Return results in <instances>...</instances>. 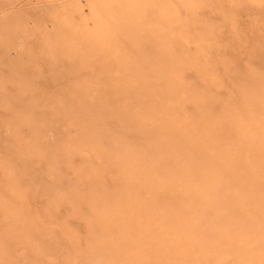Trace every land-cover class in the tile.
<instances>
[{
	"label": "rangeland",
	"instance_id": "374dc122",
	"mask_svg": "<svg viewBox=\"0 0 264 264\" xmlns=\"http://www.w3.org/2000/svg\"><path fill=\"white\" fill-rule=\"evenodd\" d=\"M31 1L0 0V18L17 22L35 37L46 31L59 33L75 63H67L54 51L45 64L33 60L28 47L10 50L0 39V220L4 215L0 221V264H68L69 253L78 251L95 259V264H148L146 246L140 243L128 258L104 255L108 245L140 223L143 213L168 215L184 224L200 218L217 226L226 225L229 215L228 219L240 220L242 227L223 226L228 235L218 228H205L203 245L189 235L191 258L208 264L221 251L227 258L223 250L229 247L224 243L231 239L253 264H264V0L260 4L249 1L250 5L245 0H237V4L236 0H227L228 4L226 0H177L181 5L168 18L156 9L126 14L115 3L100 2L94 6V20L82 31L81 40L69 39L62 30L66 19L62 5L40 0V5L33 6ZM156 1L148 0V4L153 6ZM147 10L155 17L151 26ZM43 21L54 28H47ZM210 37L216 45L206 47ZM33 42L26 41L28 45ZM242 73L258 74V81L249 85L250 92L233 93V79L237 75L242 78ZM192 86L210 88L218 99L203 105L194 97L197 88ZM183 114L190 116L187 122L182 120ZM32 120L41 121L48 129L43 148H32L37 167L51 171L53 166L61 174L68 171V160L57 159L55 148L69 146L84 134L93 136L102 126L111 133L125 130L130 137L143 129L149 141L130 138L139 145L123 155L119 144L106 138L101 140L104 150H90L89 154L73 150V164L91 170L88 178L69 173V179L79 187L77 198L70 195L68 186L54 191L39 189L36 181L24 174L22 153L12 151L9 145L17 137L23 150L28 148ZM150 143L159 147L161 157L152 162L142 153L140 179L131 172L132 157L135 152H147ZM52 171L53 175L55 169ZM223 188L226 191L220 193ZM213 193L229 200L232 212L227 216L212 211ZM7 206L22 209L19 220L6 213ZM218 221L222 223H215ZM8 224L30 234L34 242L8 236ZM51 229L53 234H49ZM41 240L57 249L46 253ZM171 254L167 250L166 264H179ZM75 263L82 264L81 258Z\"/></svg>",
	"mask_w": 264,
	"mask_h": 264
},
{
	"label": "bare ground",
	"instance_id": "6f19581e",
	"mask_svg": "<svg viewBox=\"0 0 264 264\" xmlns=\"http://www.w3.org/2000/svg\"><path fill=\"white\" fill-rule=\"evenodd\" d=\"M47 1V0H45ZM48 1H52L56 7H59L60 5L63 6V15L66 17V19L64 20V25L62 27V30L65 31L66 35L72 39H83L84 38V34L82 31H86V26L89 24L90 21L94 20V6L98 5V3L102 2L105 3L107 5L113 4L115 3L116 6H118L119 8L123 9L126 14L127 13H132L134 15H138V13L140 12V9L142 8H146V9H156L160 12H163L166 14L165 18L170 17L173 13H175L176 8H178L179 5H181V3L177 0H157L154 4L155 5H150L148 4V0H48ZM231 0V3H233ZM249 3H256V4H260L262 2V0H245V2ZM32 5L33 6H38L41 4L40 0H32ZM227 4L229 1H227ZM237 2L234 1V4ZM242 3L244 1H241ZM249 3V5H250ZM264 3V2H263ZM233 4V5H234ZM237 4V3H236ZM241 4V3H238ZM244 4V3H243ZM149 5V6H148ZM230 5V3H229ZM43 6V5H42ZM235 6V5H234ZM239 6V5H238ZM256 6V5H254ZM242 7V5H241ZM259 7V6H258ZM235 8V7H234ZM237 8V7H236ZM235 8V10H236ZM263 8V7H262ZM28 10V9H27ZM263 13V11H262ZM146 16H147V21H148V25L151 26L153 25V23L155 22V17H150L151 13L150 11H146ZM24 15V14H23ZM30 15V14H29ZM32 17V16H31ZM25 18V17H24ZM28 19V18H27ZM25 20V19H24ZM29 20V19H28ZM32 20V19H31ZM40 20V19H39ZM38 20V21H39ZM213 20V19H212ZM27 21V20H26ZM210 21V20H209ZM42 22V21H41ZM45 22V21H43ZM208 23V22H207ZM210 23V22H209ZM212 23V22H211ZM28 24V23H27ZM25 24V25H27ZM43 24V23H42ZM47 28H51L53 29L54 26L49 24H46ZM43 26V25H42ZM27 27V26H25ZM38 27V26H37ZM229 27V26H228ZM201 29V28H200ZM55 31V29H54ZM59 33H55V32H49L46 31L44 33L41 34L40 37H35L33 36L32 31H29L28 29L25 30L22 28V26H20L17 22L15 21H10V19L7 18H0V39L1 41L8 45L10 50H15V49H19V48H29L30 51L32 52L31 54L34 56H30L33 58V60L36 59H41L44 60V63L46 64L47 61L51 60L52 54L54 53V51H57L60 58L61 59H65L67 61V63L73 65V63H75L74 58L69 54V47L68 45H62V43L60 42V35H58ZM209 35V34H208ZM211 36V35H210ZM217 36V35H216ZM221 36V35H220ZM208 37V36H207ZM206 37V39H207ZM218 37V36H217ZM263 37V36H262ZM209 38V37H208ZM223 38V36H222ZM33 39L34 42L30 45H28L26 43V41ZM227 40V39H226ZM258 40V39H257ZM257 40H255L257 42ZM264 40V39H263ZM220 41V40H219ZM222 42V41H220ZM198 45V44H197ZM204 45L206 47H211V45H216L215 44V40L212 39V37H210V39L208 41H206L204 43ZM216 48V47H214ZM218 48V47H217ZM224 48V47H223ZM191 49V48H189ZM206 49V48H205ZM28 50V49H27ZM195 50V49H194ZM17 51V50H16ZM22 51H24L22 49ZM196 51V50H195ZM223 51V50H222ZM27 52V51H26ZM208 52V50H207ZM17 54V53H16ZM212 54V53H211ZM18 55V54H17ZM21 55V54H20ZM24 55V53H23ZM209 56V53L207 54ZM213 55V54H212ZM27 56V55H26ZM199 56V55H198ZM202 56V55H201ZM57 57V56H56ZM206 57V56H205ZM222 57V56H220ZM227 57V56H226ZM24 59V58H23ZM27 60V59H26ZM206 60V59H205ZM203 60V61H205ZM217 60V59H216ZM25 61V59H24ZM30 61V60H29ZM38 61V60H37ZM230 62V61H229ZM31 63V62H30ZM29 63V64H30ZM43 63V62H42ZM43 63V64H44ZM206 63V62H205ZM44 64V65H45ZM51 64H53L51 62ZM207 64V63H206ZM38 65V64H36ZM43 65V66H44ZM218 65V64H217ZM228 65V64H227ZM33 66V65H32ZM222 65H220L221 68ZM229 67V65H228ZM213 69V68H212ZM223 69V68H222ZM225 69V68H224ZM214 70V69H213ZM228 70V69H227ZM226 70V71H227ZM230 70V69H229ZM224 72V70H223ZM254 72V71H252ZM222 73V71L220 72ZM228 74V72H225ZM52 74V72H51ZM219 74V73H218ZM244 74V73H242ZM48 76V74H47ZM200 76V75H199ZM226 76V75H225ZM258 74L255 73H250L247 75H242V78L239 77L238 75L235 77V79H233V83H232V91L233 93L239 92H250V88L249 85H252L256 80L258 81ZM177 78V77H175ZM224 78V77H223ZM227 78V77H226ZM264 79V77H263ZM20 82V81H19ZM18 83V82H16ZM220 83V82H219ZM26 84V83H25ZM257 86V85H256ZM191 88H197L195 86H192ZM201 88V87H200ZM252 92V91H251ZM238 94V93H237ZM252 94V93H251ZM254 94V93H253ZM263 94H264V83H263ZM13 95V94H12ZM193 95L194 97L198 100V102H200L203 105H207V104H211L214 100L218 99V94L211 90L210 88H202L201 90L195 89L193 91ZM236 95V94H234ZM240 96V94H238ZM20 96V95H19ZM35 95H33L34 97ZM22 97V96H21ZM24 98V97H23ZM237 98V97H236ZM32 99V98H31ZM193 99V97H192ZM238 99V98H237ZM15 100V99H14ZM28 100V99H27ZM256 100V99H255ZM19 101H23V100H19ZM127 101V100H126ZM17 102V101H16ZM37 101H35L36 103ZM103 102V101H102ZM257 102V101H256ZM21 103V102H20ZM19 103V104H20ZM38 103V102H37ZM261 103V102H260ZM18 104V103H17ZM23 104V103H21ZM40 104V102H39ZM262 104V103H261ZM42 105V104H41ZM45 105V103H44ZM260 105V104H259ZM40 106V105H39ZM43 106V105H42ZM46 106V105H45ZM167 106V105H166ZM175 106V105H174ZM262 106V105H261ZM21 107V106H20ZM255 107V106H254ZM181 108V107H180ZM106 109V108H105ZM138 109V108H137ZM262 109V108H261ZM17 111V110H16ZM15 111V112H16ZM256 111V110H255ZM19 112V111H18ZM178 112V111H177ZM20 113V112H19ZM255 113V112H254ZM262 113V112H261ZM247 114V113H246ZM126 115V114H125ZM124 115V116H125ZM184 115V114H183ZM254 115V114H253ZM173 116V115H172ZM182 116V115H181ZM262 116V115H261ZM248 117V116H247ZM160 118V117H159ZM178 118V117H176ZM262 118V117H261ZM21 119V118H20ZM58 119V118H57ZM56 119V121H57ZM145 119V118H144ZM157 119V118H155ZM190 119V116L185 114L182 118V120L184 122H187ZM251 119V118H249ZM159 120V119H158ZM166 120V119H165ZM169 120V119H168ZM192 120V119H191ZM160 121V120H159ZM158 121V123H159ZM263 121V120H262ZM261 121V122H262ZM16 122V119H15ZM55 122V121H54ZM150 122V121H148ZM157 122V120H156ZM175 122V121H174ZM254 122V121H253ZM258 122V121H257ZM260 122V121H259ZM264 122V121H263ZM48 123V122H45ZM61 123V122H60ZM64 123V122H63ZM69 123V122H68ZM171 123V122H170ZM255 123V122H254ZM57 124V122H56ZM59 124V123H58ZM96 124V123H95ZM175 124V123H174ZM264 124V123H262ZM47 125V124H46ZM60 125V124H59ZM103 125V124H102ZM126 125V124H125ZM193 125V124H192ZM257 125V124H256ZM261 125V124H260ZM13 126V125H12ZM30 126V144H28V148L24 149L21 147L19 140L16 137V139L14 138L13 141L10 142L9 148L16 152L18 154V152L22 153L20 155L23 156L22 159V168L24 170V174H28L30 177H32L36 183L40 186L37 187V189H45V188H50L49 190H58L61 187L64 186H68V188H70L71 194L74 197H79V187L77 184L73 183L72 180L69 179V173L73 172V173H78L80 175V177H86L88 178L89 176H91L88 172L91 171L90 169L87 170L86 169H80L77 165L73 164V161L71 159L70 153L73 150H76L78 152H82L87 153L88 151L92 150V151H96V150H104V148L102 147L101 144V140L103 138H106L108 141L113 142L114 144L117 143L120 146L119 149V154L123 155L124 153H129L135 146H138L139 142H148L149 141V136L147 135V132H145L143 129H138L133 136L130 137V135L127 134V131H122L121 133H111L108 132L107 130H105L103 128V126L101 127V129H98L96 131V134L93 136H86L84 134V136L80 137L78 140L68 144L69 146L66 145H60L57 148H55L56 150V158H66L68 160V171H66V173L61 174L59 170H57V168H54L53 166L49 168V170L52 171V169H55V173L52 175L50 172L48 171V169L44 170L42 168H38L37 167V163L35 162V159L33 157L34 155V151L32 150V148L37 149V148H43L42 147V140L47 136L48 134V129L47 127L41 122V121H36V120H32L29 123ZM156 126V125H155ZM255 126V125H254ZM51 127V126H50ZM60 127V126H59ZM154 127V126H153ZM177 127V126H176ZM259 127V126H258ZM263 127V125H262ZM261 127V128H262ZM58 128V127H57ZM123 128V127H122ZM128 128V127H127ZM152 128V127H151ZM264 128V127H263ZM258 129V128H257ZM56 130V129H55ZM58 131V130H57ZM121 131V130H120ZM262 131V130H261ZM263 132V131H262ZM161 134V133H160ZM65 135V134H64ZM262 135V134H261ZM59 137V136H58ZM68 138V137H67ZM133 139L136 141H132L130 142L129 140ZM25 139V138H24ZM70 139V138H68ZM67 139V140H68ZM29 140V139H28ZM72 140V139H71ZM70 140V141H71ZM105 140V139H104ZM102 140V141H104ZM154 140V139H153ZM172 140V138H171ZM151 141V140H150ZM160 141V140H159ZM8 143V142H7ZM116 144V145H117ZM138 144V145H137ZM143 144V143H142ZM141 144V145H142ZM58 145V144H57ZM108 145V144H107ZM7 147V145H5ZM105 146V144H104ZM162 146V145H161ZM56 147V146H55ZM109 147V146H108ZM114 147V146H113ZM164 147V146H163ZM54 148V147H53ZM52 148V149H53ZM117 148V147H116ZM161 148V147H160ZM5 149V148H4ZM110 149V148H109ZM184 149V148H183ZM8 150V149H7ZM6 150V151H7ZM10 150V151H11ZM23 150V152H22ZM41 150V149H40ZM177 150V149H176ZM182 150V149H181ZM185 150V149H184ZM260 150V149H259ZM5 151V150H4ZM4 151L2 153H4ZM43 151V149H42ZM110 151V150H109ZM160 149L157 145L150 143L149 145V150L146 151H142L141 153H134L133 157H132V173L134 174V176H138V178L141 176L140 174V169H139V165L143 162V158L144 155L143 154H147L146 156H148V158L150 159V161L159 157V152ZM55 152V151H54ZM11 153V152H10ZM14 153V154H16ZM143 153V154H142ZM185 153V151H184ZM195 153V152H194ZM199 153V152H198ZM1 154V153H0ZM16 154V155H17ZM80 154V153H78ZM89 154V153H87ZM200 154V153H199ZM202 154V153H201ZM11 155V154H9ZM13 155V154H12ZM82 155V154H81ZM189 155V154H188ZM55 156V155H54ZM85 156V155H84ZM88 156V155H87ZM126 156V155H125ZM124 156V157H125ZM198 156V155H197ZM15 157V155H14ZM18 157V155L16 156ZM91 156H89L90 158ZM121 157V156H120ZM122 157V159L124 158ZM161 157V156H160ZM159 157V158H160ZM184 157V156H183ZM187 157V156H186ZM190 157V156H188ZM203 159L204 156H200ZM20 158V157H19ZM126 158V157H125ZM15 159V158H14ZM21 159V158H20ZM57 159H53L56 161L57 163ZM184 159V158H183ZM19 160V159H18ZM78 160V159H77ZM188 160V158H187ZM190 160V159H189ZM188 160V161H189ZM14 161V160H13ZM54 161V162H55ZM107 161V160H106ZM112 161V160H111ZM110 161V163H111ZM146 161V160H145ZM156 161V160H154ZM186 161V160H185ZM19 162V161H18ZM180 162V161H179ZM2 163V162H1ZM20 163V162H19ZM109 163V162H106ZM150 163V162H149ZM187 163V162H186ZM5 164V163H3ZM12 164V163H11ZM21 164V163H20ZM19 164V165H20ZM55 164V163H54ZM53 164V165H54ZM93 164V163H92ZM114 164V163H113ZM112 164V165H113ZM127 164V163H126ZM56 165V164H55ZM105 165V164H104ZM128 165V164H127ZM180 165V164H179ZM14 166V165H13ZM21 166V165H20ZM108 166V165H107ZM119 166V165H118ZM117 166V167H118ZM122 166V165H121ZM187 166L192 169V166L189 164V162L187 163ZM3 167V166H2ZM174 167V166H173ZM15 168V167H14ZM19 168V167H18ZM203 168V167H202ZM215 168V167H214ZM221 168V167H220ZM5 169V168H4ZM7 169V168H6ZM5 169V170H6ZM17 169V166H16ZM96 169V168H95ZM119 169V168H118ZM120 169H127V168H121ZM258 169V168H256ZM261 169V168H260ZM21 170V169H20ZM98 170V168H97ZM184 170V168L182 169ZM210 170H213V168ZM209 170V171H210ZM215 170V169H214ZM222 170V168H221ZM11 171V170H10ZM16 170L14 169L15 172ZM95 171V170H94ZM128 171V169H127ZM186 171V170H185ZM218 171V170H217ZM8 172V169H7ZM26 172V173H25ZM53 172V171H52ZM130 172V170H129ZM130 172V173H131ZM214 172V171H211ZM210 172V173H211ZM129 173V174H130ZM188 173V172H187ZM216 173V172H215ZM6 174L7 173H3ZM13 174V173H12ZM16 174V173H15ZM23 174V173H22ZM176 174V172H175ZM185 174V173H184ZM228 174V173H227ZM27 175V176H28ZM210 175V174H209ZM220 175V174H219ZM223 175V174H222ZM8 176V175H7ZM9 176H11V174L9 173ZM190 176V175H189ZM218 176V175H217ZM227 176V175H226ZM6 177V176H5ZM16 177V176H15ZM212 177V176H211ZM208 178L212 179V178ZM225 177V176H224ZM223 177V178H224ZM11 178V177H10ZM22 178V177H21ZM20 178V179H21ZM29 178V177H28ZM71 178V177H70ZM137 178V177H135ZM137 178V179H138ZM221 178V177H220ZM16 179V178H15ZM13 179V180H15ZM18 179V181L20 180ZM25 179V178H24ZM24 179L22 180L23 182ZM129 179V178H128ZM140 179H143L142 177H140ZM215 179V178H214ZM230 179V178H229ZM2 180V179H1ZM231 180V179H230ZM27 181V180H26ZM29 181V180H28ZM210 181V180H209ZM219 180H217L216 182H218ZM140 182V181H139ZM144 183V181H142ZM233 182V181H232ZM3 183V182H1ZM29 183V182H28ZM32 185L35 183H33L31 181ZM212 183V181H211ZM210 183V184H211ZM13 184V183H12ZM213 184V183H212ZM211 184V185H212ZM218 183H215L214 185H216ZM253 184V183H252ZM234 185V184H232ZM238 185V184H237ZM236 185V186H237ZM2 186V184H1ZM14 186L15 183H14ZM26 186H27V182H26ZM29 186V184H28ZM144 186V185H143ZM210 186V185H209ZM208 187V186H207ZM217 187V186H216ZM223 187V186H222ZM221 187V188H222ZM231 187V186H230ZM4 188V186H3ZM220 188V189H221ZM234 188V187H232ZM35 189V188H33ZM36 189V190H37ZM46 190V189H45ZM66 190V189H65ZM226 191V189H222V191L220 193H222L223 191ZM235 190V189H234ZM233 190V191H234ZM238 190V189H237ZM245 191V188L243 189ZM41 191V190H40ZM39 191V192H40ZM64 191V189H63ZM232 191V192H233ZM236 191V190H235ZM59 192V191H58ZM57 192V193H58ZM61 192V191H60ZM188 192L191 193V191L189 190ZM219 192V191H218ZM217 192V193H218ZM231 192V193H232ZM240 192V191H238ZM56 193V192H55ZM216 193V194H217ZM218 193V194H220ZM242 194V192H240ZM48 194V193H45ZM53 195V193H51ZM213 193V195H216ZM238 194V193H236ZM240 194V195H241ZM232 195V194H231ZM50 196V193H49ZM212 196V194H211ZM211 196H208L209 198H211ZM234 196V194L232 195ZM238 197V196H237ZM240 197V196H239ZM243 197V196H242ZM226 197L221 194L219 196L216 195V197H214L211 201H210V207L212 209V211L216 214L221 213L222 215H225L226 213H231L232 211L229 210V206H228V202L229 200L225 199ZM236 198V197H235ZM234 198V199H235ZM239 199V198H238ZM245 199V198H244ZM208 201V203H209ZM245 201V200H244ZM239 202V201H238ZM243 202V201H241ZM247 203V201H246ZM237 204V202H236ZM5 205V204H4ZM3 206V205H2ZM14 206V205H13ZM11 206H7L6 209V213H10L12 214L13 218H16L19 220L20 215L22 214V209L21 208H14ZM5 207V206H4ZM249 207V206H248ZM4 209V208H3ZM231 211V212H230ZM5 212V211H4ZM141 213V212H140ZM238 213V211H237ZM256 213V212H255ZM254 213V214H255ZM2 214V213H1ZM4 214V213H3ZM226 214V216H227ZM214 215V214H213ZM232 215V214H231ZM256 215V214H255ZM4 216V215H3ZM2 216V218H3ZM217 216V215H216ZM229 216V215H228ZM227 221L228 223L226 225H223L222 221V226H217L215 225L213 222H209L205 221L204 219H193L192 221H190L187 224L182 223L179 220L174 219L173 217H170L168 215H153V214H144L142 216V220L140 221V223L134 227V229H132V231L128 232L126 235H124L122 237V239H119V241L117 243H114L112 245H108L106 251H104V255H106V257H111L113 256H119L121 258H128L131 255V251L133 248H135L136 244H143L146 246L147 249V253H148V257H149V262L148 264H166V257H167V250H171L172 254H173V260L179 262V264H207L206 262H202V261H195V259L191 258V255L189 253V235L194 239V240H201L200 245H203L202 243L204 242V230L205 228H211V229H220L221 232H223L224 234H227L228 231L225 230L223 231V226L225 227H230V228H241L242 227V222L240 220H236V219H228ZM259 216V215H258ZM257 216V217H258ZM11 217V218H12ZM1 218V220H2ZM209 218V217H208ZM218 218V217H217ZM225 218V217H224ZM225 218V219H226ZM256 218V217H255ZM258 218H261L258 217ZM257 220H261L258 219ZM220 219V218H219ZM218 219V220H219ZM0 220V221H1ZM216 220V218H215ZM214 220V221H215ZM263 221V219H262ZM11 223V222H10ZM215 223H219L215 222ZM219 223V224H221ZM5 224V223H4ZM12 224V223H11ZM8 224L7 229H6V233L8 236H14L17 239H19L21 242L25 241V238H27V240L29 242H34L33 237L30 234L25 233L24 231L20 230L18 228V226H14ZM218 224V225H219ZM263 224V222H262ZM4 228V227H3ZM120 230L122 229V227H119ZM232 229V230H233ZM54 229H51L49 234H53L54 233ZM216 232V231H215ZM218 233V232H216ZM45 234V233H44ZM245 234V233H243ZM228 235V234H227ZM26 240V241H27ZM12 241V239H11ZM42 241V240H41ZM198 242V243H199ZM257 243V242H256ZM14 244V243H13ZM16 244V243H15ZM26 244V243H25ZM226 246H228V249L223 250L226 253V257H224V253L221 252H216L213 255V258L211 260L210 263L208 264H253L252 260L245 257L244 254L242 252L239 251V245H237L238 243L233 242L231 239H225V243ZM45 248V252L49 253L51 250L57 249L56 248H52L51 245H49L46 241H42L40 247ZM250 246V245H249ZM254 246V244H253ZM233 247H236L237 249L234 250ZM28 248V247H26ZM30 248V247H29ZM39 248V247H38ZM103 248V247H102ZM94 249V248H93ZM44 250V249H43ZM80 250V249H79ZM55 251V250H54ZM62 251V250H61ZM96 251V250H94ZM99 251V250H98ZM34 252H36L34 250ZM63 252V251H62ZM76 252V251H75ZM87 252V251H86ZM30 253V252H29ZM66 254V252H64ZM88 253V252H87ZM92 253V250H91ZM101 253V252H100ZM52 254V253H51ZM93 255H96L94 253H92ZM171 254V255H172ZM50 255V254H49ZM61 256V255H60ZM100 256V255H98ZM97 256V257H98ZM45 257V256H44ZM69 260H68V264H73L75 262V260L81 258L82 264H95L94 260L91 259V257L89 258L88 256L85 255H81L78 251V253H69L68 255ZM94 257V256H93ZM34 259V258H33ZM102 259V258H100ZM45 260V259H44ZM98 261L96 260V263ZM104 262V261H103ZM102 262V263H103ZM78 263V262H77ZM35 264V261L34 263ZM76 264V263H75ZM98 264V263H97ZM100 264V263H99ZM104 264V263H103ZM260 264V263H257Z\"/></svg>",
	"mask_w": 264,
	"mask_h": 264
}]
</instances>
